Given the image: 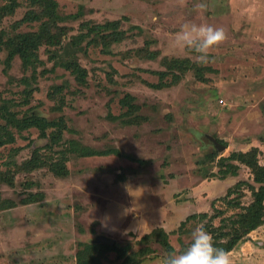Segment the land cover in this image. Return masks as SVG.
<instances>
[{
	"label": "rangeland",
	"instance_id": "1",
	"mask_svg": "<svg viewBox=\"0 0 264 264\" xmlns=\"http://www.w3.org/2000/svg\"><path fill=\"white\" fill-rule=\"evenodd\" d=\"M13 1L0 0V127L9 111L55 125L51 139L11 127L14 140L0 144V264H78L91 243L127 247L125 258L100 248L102 264H161L156 228L175 252L200 225L214 243V228L223 241L239 233L251 185L264 184V0H206L205 13L200 0H57L40 18L42 0ZM48 21L59 26L39 42L36 69L9 58V38L41 36ZM185 22L227 32L210 63L174 46ZM106 23L115 28H87ZM63 160L68 172L50 168ZM239 181L250 185L225 199ZM230 254L264 264V222Z\"/></svg>",
	"mask_w": 264,
	"mask_h": 264
},
{
	"label": "trees",
	"instance_id": "2",
	"mask_svg": "<svg viewBox=\"0 0 264 264\" xmlns=\"http://www.w3.org/2000/svg\"><path fill=\"white\" fill-rule=\"evenodd\" d=\"M15 2V0L13 1ZM12 3V0H11ZM40 3V2H39ZM58 1L57 0H42L41 4L44 5V11H40L36 14L35 16H39L45 13V12H54V8L57 7ZM10 5V4H9ZM4 5L3 7V13L8 12L13 6L12 5ZM54 14V13H53ZM53 14L50 15L53 17ZM47 16V15H46ZM36 17H32L31 20H36ZM58 24H53L52 21H48L42 24L41 26V36H39L37 33H22L20 35H17L16 37L9 38L7 42V47L9 49V58L12 59L14 56L19 55L23 61L28 65V66H34L36 69V65L40 63V58L37 53L38 47H39V42H41L43 39L47 40L48 38H51L52 40L55 38L53 32H55V28L57 27ZM59 26V25H58ZM89 30H100V29H110V28H115L114 24L106 23V24H100L95 27H87ZM187 67H191L193 65L192 62H185ZM80 69L76 68L74 69V72H78ZM177 75H174V78L177 79ZM5 119V124L0 127L1 130V138L3 139L0 144H4L6 142H11L14 140L13 138V132L11 131V127H15L19 129L20 131L22 130H28L30 128H37L40 130V136L41 138H48L51 139V135L48 133L49 127H53L55 123L52 121L48 120L46 117L42 116L36 111H32L30 113H26L23 115H19V113L15 112H6V114L1 115ZM59 128V136L57 139H55V135H53V142L52 144L49 143L50 148L53 149V144L59 143L60 136L62 134V126H58ZM74 142V141H72ZM71 141L69 142L70 144L72 143ZM75 143V142H74ZM61 151V150H60ZM83 155H94L96 154V151H93L90 149L85 150L84 148V153L83 151H79ZM108 153V151H100V154H105ZM36 161H39V159H36ZM44 165H46L45 162H43ZM51 169L54 171L58 170H64L68 172V168L65 164V160H63L61 163H58L56 161L51 162L50 165ZM244 185H250L248 181H239L236 183L235 187H230L228 189L227 194L224 196L225 199H229L230 195L234 192V190L239 189L240 187L242 188ZM251 188H253V193H254V200L253 202L247 207V210L245 213L241 214V219L238 221L240 223H236V225H239L238 227V232L236 234H231L229 235L227 240H222V236L225 238V233L222 231L218 235L217 230L220 228L213 229V233L216 234L215 237L218 238L219 236V241H215V246L217 247H222L226 251L230 252L233 250L238 244L239 241L242 240L246 235H248L252 230L260 226L264 222V184L260 185L258 189L253 187L251 185ZM33 199V198H32ZM235 200L230 199L228 201L229 204H233ZM212 205H215V200L213 201ZM201 216L205 217L206 213H199ZM199 214H192L189 215L184 221L181 222V228H183L186 223L192 218L195 217ZM225 222V221H224ZM225 224V223H224ZM206 229H211V226L208 225ZM212 233V230H210ZM154 236H156L160 241H162L163 246L167 250V253L175 252V247L169 242V235L166 230H164L163 227L156 228L154 232L152 233ZM146 237L149 238V235H146ZM215 238V239H216ZM103 246L111 248V250H116L118 253V257L125 258L126 257V252H127V247H111L110 245L106 244H97V243H91L87 245L88 252L92 251L91 256L86 252L81 251L80 256L78 257V264H102L100 261V257L95 255L99 254V251L101 250L100 248H103ZM128 261V260H127Z\"/></svg>",
	"mask_w": 264,
	"mask_h": 264
},
{
	"label": "clouds",
	"instance_id": "3",
	"mask_svg": "<svg viewBox=\"0 0 264 264\" xmlns=\"http://www.w3.org/2000/svg\"><path fill=\"white\" fill-rule=\"evenodd\" d=\"M194 10L205 13L208 10L206 0L196 3ZM228 39L223 27L212 24L185 22L175 34L174 46L190 50L201 64L210 63L209 55ZM161 264H233L230 252L215 246L213 236L202 225L192 232L188 246L180 252H171L162 258Z\"/></svg>",
	"mask_w": 264,
	"mask_h": 264
},
{
	"label": "water",
	"instance_id": "4",
	"mask_svg": "<svg viewBox=\"0 0 264 264\" xmlns=\"http://www.w3.org/2000/svg\"><path fill=\"white\" fill-rule=\"evenodd\" d=\"M210 137V136H209ZM210 139H212L213 141H216L215 139H214V137H210ZM216 145H218V147H219V149H224V148H226L225 146H223V145H221L219 142H216ZM98 241L99 242H108V243H110V244H114L115 243V241L113 240V239H108V238H106V237H100L99 239H98Z\"/></svg>",
	"mask_w": 264,
	"mask_h": 264
}]
</instances>
